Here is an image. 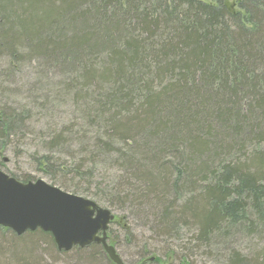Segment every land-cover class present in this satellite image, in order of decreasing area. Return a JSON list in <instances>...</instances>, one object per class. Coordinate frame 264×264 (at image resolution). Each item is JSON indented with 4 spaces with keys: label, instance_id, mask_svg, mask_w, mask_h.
<instances>
[{
    "label": "trees",
    "instance_id": "trees-1",
    "mask_svg": "<svg viewBox=\"0 0 264 264\" xmlns=\"http://www.w3.org/2000/svg\"><path fill=\"white\" fill-rule=\"evenodd\" d=\"M237 9L226 0H0V171L49 116L38 170L147 228L138 264H195L203 254L264 264V0ZM28 60L65 79L55 99L78 105L72 121H60L53 101L10 103L18 91L4 85ZM112 225L133 233L113 223L111 238ZM0 234V264H39L42 241L54 264L73 250L75 264L103 261L101 245L63 252L41 230ZM18 237L34 245L18 252ZM244 239L253 245L242 249Z\"/></svg>",
    "mask_w": 264,
    "mask_h": 264
},
{
    "label": "rangeland",
    "instance_id": "rangeland-1",
    "mask_svg": "<svg viewBox=\"0 0 264 264\" xmlns=\"http://www.w3.org/2000/svg\"><path fill=\"white\" fill-rule=\"evenodd\" d=\"M201 1L206 2V3H211V0H201ZM237 4H238V0H226L227 7L231 9L232 11H235V12L238 11ZM6 63H7V59L3 60L1 58L0 73L1 71L2 72L6 71L7 69ZM16 70L17 72L15 73L13 72L14 74L11 73L13 74V77H12L13 80L11 78H9L10 80L8 79L7 81H6L7 78L4 79L7 82L4 85L5 88L12 87L11 90L15 89V91H18V98H12L11 101L9 99L10 103L14 101V103H16L14 105H21V106L27 105L31 101L30 99L31 97L33 101V106L36 107L37 105H40V106L43 105L45 103L44 102L45 100L46 102L53 101L55 103L54 105L57 106L56 111L59 112V114H56V113L55 114L58 117H61L60 121L63 122V120H65L67 121L66 123L72 121V119L75 117L77 113L75 111H76V108H78V105H76V108H75L74 104H71L72 102H70L71 98H69L68 96L55 99L57 96L56 95V89H57L56 83L66 82L65 79L62 77V75H60L56 71L51 70L50 68H45L44 65L42 63L40 64V61L38 60H31V61L28 60L24 63V65L19 66ZM38 109L39 107H37V110H35L36 113L39 112ZM47 117L48 118L43 117V118H46V120H42V121L40 120L39 123L37 122L35 126L32 127L34 129L30 128L29 132L26 134L27 139L24 140V143L22 144L21 149H20L22 151L21 152L22 155H19L18 157L17 156L15 157L12 154H8L4 156V158L6 159V163H5L6 166H5V169H2L0 172H3L10 177L11 176H14L16 178L17 177L19 178V176L29 177L30 179L34 180V182L37 180H43L46 183L51 185L50 180L47 178V176L44 175L43 172L38 170L36 162L33 161L35 158V155L37 154L42 155L46 153V151L44 150V146L42 142L40 141V136L42 138L40 130L45 126L44 123L46 122L48 123V120L50 119V117L49 116ZM108 165L109 164H107L106 166ZM103 171H104V168H102L101 174L106 177V175L108 174H106V172H103ZM83 198H86V197H83ZM86 199H89V198H86ZM99 206L101 208L108 209L109 211H111V213L115 217L114 221L111 224L114 223L115 225H118L119 227L123 229H127V230H129L130 228V230L133 231L131 235L126 236L125 234L119 231L120 229L118 230V228L112 225L111 230L112 232L115 231V234L113 236L115 237V239L110 237L109 231H108L107 232L108 244L114 247L116 253L120 257L123 264H135V263L138 264L137 262L138 256H139L138 249L141 246L140 245L141 241H144L146 238H148L151 235L150 231L144 226H142L140 222H135L131 218L130 219L126 218V215L124 214V212L113 210L103 205H99ZM129 220H131V222H129ZM130 223H132V225H130ZM2 238H5V235L3 236L2 234H0V239L3 240ZM30 242L31 240L29 238L19 239L18 237V241L14 243L15 244L14 246L16 249H18L17 250L18 252L21 250L25 251L34 245L33 243H30ZM253 243L254 242H252V240L249 241L247 239L240 241L242 249L243 248L246 249V247L249 248L250 246L253 245ZM39 248L42 249L41 253H39L40 249H37L38 261L40 260L39 264H54L48 256L49 253L48 252L45 253V251L48 250L46 243L42 241ZM102 251H103V254L101 257L103 259L102 264H115L110 260V258L108 257L104 249ZM74 253L75 251L73 250V254L71 253V255L67 257L66 259L61 258V257H58V259L56 258L54 259H56L57 264H65L66 263L65 261L69 259L72 260V262H70L69 264H75V261L78 260L79 255L78 254L76 255ZM178 253L182 255L181 250H179ZM149 258L155 259V255H150ZM193 261L195 262V260ZM152 263L153 261L151 260L149 261L148 264H152ZM214 263L215 262L213 261V259L210 258L206 254H203L202 256L200 255L198 258H196V262H195V264H214Z\"/></svg>",
    "mask_w": 264,
    "mask_h": 264
},
{
    "label": "water",
    "instance_id": "water-1",
    "mask_svg": "<svg viewBox=\"0 0 264 264\" xmlns=\"http://www.w3.org/2000/svg\"><path fill=\"white\" fill-rule=\"evenodd\" d=\"M115 217L108 209L72 195L43 180L22 183L0 172V227L22 236L42 230L52 235L59 251L101 245L110 260L123 264L108 244Z\"/></svg>",
    "mask_w": 264,
    "mask_h": 264
},
{
    "label": "bare ground",
    "instance_id": "bare-ground-1",
    "mask_svg": "<svg viewBox=\"0 0 264 264\" xmlns=\"http://www.w3.org/2000/svg\"><path fill=\"white\" fill-rule=\"evenodd\" d=\"M54 240V239H53ZM101 247V246H100Z\"/></svg>",
    "mask_w": 264,
    "mask_h": 264
}]
</instances>
